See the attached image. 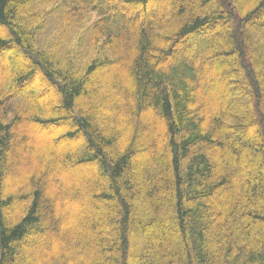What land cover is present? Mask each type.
<instances>
[{
	"label": "trees",
	"instance_id": "trees-1",
	"mask_svg": "<svg viewBox=\"0 0 264 264\" xmlns=\"http://www.w3.org/2000/svg\"><path fill=\"white\" fill-rule=\"evenodd\" d=\"M0 264H264V0H0Z\"/></svg>",
	"mask_w": 264,
	"mask_h": 264
},
{
	"label": "rangeland",
	"instance_id": "rangeland-1",
	"mask_svg": "<svg viewBox=\"0 0 264 264\" xmlns=\"http://www.w3.org/2000/svg\"><path fill=\"white\" fill-rule=\"evenodd\" d=\"M18 60V62L20 63V64H23V62L21 61V59H17ZM39 80H37L36 81V84H39ZM40 90V89H39ZM38 90V91H39ZM50 94L51 93H49L48 91H46L45 93L44 92H40V98L41 99H45V98H47V96H50ZM151 116V118H152V115H150ZM24 126H22V128H23ZM36 131L37 132H39V130L38 129H36ZM35 131V132H36ZM30 135H31V133H30ZM32 136V135H31ZM29 137V140H33V137ZM29 140H28V143H30L29 142ZM38 141V143L39 144H41V142H43L42 144H47L49 141H48V136H46V135H41L38 139H37ZM31 144V143H30ZM159 151L160 150H156V151H153L154 153H156L157 155H159ZM23 153V155H22V157H23V162H24V164H23V168H24V170H26V173H28V169H27V165L28 166H30V165H32L34 162H35V160H37L38 158H39V155H42V153L40 152V150L39 149H37V148H35V147H28L27 148V150L24 152H22ZM140 164V163H139ZM75 201H78V200H76L75 199ZM63 203V202H62ZM65 204V203H64ZM72 217L71 218H69V220H68V224L67 225H70V223H72ZM55 244H58L59 245V248H60V246L62 247V246H64L65 244H66V242L64 241V239L63 240H59V241H55Z\"/></svg>",
	"mask_w": 264,
	"mask_h": 264
}]
</instances>
